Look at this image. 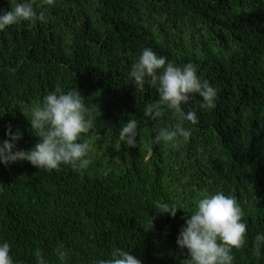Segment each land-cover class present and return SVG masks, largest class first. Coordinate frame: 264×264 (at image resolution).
I'll use <instances>...</instances> for the list:
<instances>
[{
    "label": "trees",
    "instance_id": "16d2710c",
    "mask_svg": "<svg viewBox=\"0 0 264 264\" xmlns=\"http://www.w3.org/2000/svg\"><path fill=\"white\" fill-rule=\"evenodd\" d=\"M45 19L0 32V141L19 129L17 149L38 138L26 117L49 91L77 88L93 127L83 174L71 166L45 171L27 161L0 165V242L15 264H57L63 245L68 264L106 259L115 248L142 264H181L175 243L186 212L207 193L234 195L247 225L233 264H264L254 252L264 233V0H55ZM8 0L0 8L8 9ZM178 66L193 63L217 89L215 107L184 105L198 123L179 149L152 144L155 124L173 128L168 112L147 122L143 106L158 99L136 90L131 65L145 48ZM98 108V109H97ZM128 119L138 122L135 147L118 139ZM157 203H176V216Z\"/></svg>",
    "mask_w": 264,
    "mask_h": 264
},
{
    "label": "clouds",
    "instance_id": "9594fccd",
    "mask_svg": "<svg viewBox=\"0 0 264 264\" xmlns=\"http://www.w3.org/2000/svg\"><path fill=\"white\" fill-rule=\"evenodd\" d=\"M8 9L0 8V32L21 23L34 24L45 19L37 12L33 0H8ZM55 0H42V6H53ZM198 66L189 62L178 66L151 48L145 47L131 65L129 79L136 90L145 85L158 94L153 103L143 106V116L147 122H158L168 112L177 118L173 128L155 124L152 144H169L179 149L189 142L192 130L184 122L198 123L196 111H185L184 105L199 96V108L209 110L215 107L217 89L208 80L198 76ZM98 109V108H97ZM89 108L77 88L62 90L56 87L44 96L39 106L31 108L26 117L31 133L38 142L29 149H17L22 139L19 129L13 131L7 126V139L0 141V165L5 167L27 161L30 165L45 171L58 170L61 165L71 166L83 174L87 164L90 144L83 134L93 127ZM138 136V122L128 119L120 127L118 139L129 147H135ZM158 213H166L174 218L178 209L176 203H157ZM182 210V209H181ZM184 225L180 228L175 243L181 256L187 259L181 264H233V249H240L246 238L247 225L243 222V211L234 195L223 191L207 193L199 199L193 211L186 212ZM10 244L0 242V264H15L10 255ZM264 250V233L255 236L254 252L257 256ZM57 264H68V253L63 245L55 249ZM38 264H46L38 257ZM91 264H142L141 259L121 248H115L106 259H94Z\"/></svg>",
    "mask_w": 264,
    "mask_h": 264
}]
</instances>
